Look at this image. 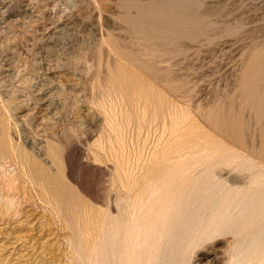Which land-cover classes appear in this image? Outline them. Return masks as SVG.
Masks as SVG:
<instances>
[{
  "label": "rangeland",
  "instance_id": "374dc122",
  "mask_svg": "<svg viewBox=\"0 0 264 264\" xmlns=\"http://www.w3.org/2000/svg\"><path fill=\"white\" fill-rule=\"evenodd\" d=\"M263 49L264 0H0V121L11 122L7 134L18 154L6 150L0 131L7 157L1 163L19 171L16 156L28 149L53 165L51 149L58 147L64 170L45 165L46 174L57 176L48 187L56 196L50 202L32 184L26 190L21 182L13 189L0 185V264H77L82 233L72 197L95 209L115 206L113 153L122 145L132 165L140 155L147 160L169 132V122L138 124V107L153 94L189 109L191 150L204 142L219 145L218 158L213 149L202 150L188 185L209 176L211 185L226 190L258 186L264 172V120L258 123L256 115L259 106L264 110ZM232 239L218 235L195 247L190 263L228 264Z\"/></svg>",
  "mask_w": 264,
  "mask_h": 264
},
{
  "label": "bare ground",
  "instance_id": "6f19581e",
  "mask_svg": "<svg viewBox=\"0 0 264 264\" xmlns=\"http://www.w3.org/2000/svg\"><path fill=\"white\" fill-rule=\"evenodd\" d=\"M253 53L251 54L254 55ZM120 81L127 82L126 78ZM252 87L253 83L249 82L247 90L250 91ZM262 99L264 101V96ZM9 108L11 107L9 106ZM189 113L188 108L186 110L178 109L170 102L164 101L162 95L155 94L147 98L144 104L138 107L136 118L139 126L145 124H167L169 122V132H164L158 138L157 144L149 153L147 160H143L140 155L135 159L134 162L136 163L132 165L128 161V155H126L125 148L122 145L119 151L116 150L113 153L112 156H114L116 161V167L113 164V169L117 171V179L114 180L112 186L113 195L111 199L112 202H115V206H110L108 210H105V207L104 210L103 208L95 209L92 203L84 200L78 194L77 199L73 195L71 202L77 206V226L80 233H82L81 240L77 242V264H191L189 255L195 247L223 234L232 235L233 237L228 264H264V172L257 179L258 186L247 190H226L223 188L224 186H213L208 180L209 176H207L208 179H203L197 186L188 185L187 181H189L191 172L201 161L199 155L202 150L211 148L213 149L212 157L216 158L215 154H218L217 158L220 156V153L215 151V148L219 146L217 143L209 144V147H207L204 142L203 146L191 150V139L186 136ZM256 115L257 122L262 123L264 110L260 106L256 109ZM129 121L131 122V120ZM9 122L7 120L0 121V131L4 135L3 144L8 148L6 150H10L12 155L15 156L17 149L13 139L7 134ZM215 127H217V124ZM113 128L119 134L118 137H120L121 124L115 122ZM246 128L248 130V127ZM132 132L134 133L135 131L133 130ZM101 135L99 136L101 137ZM132 137L134 138V136ZM98 140L96 142H99ZM154 142L156 141L154 140ZM140 147L144 146L139 145ZM27 150L21 151L19 157L16 156L20 165L18 167L19 171L15 167L10 170L4 169L6 166L1 163V158L5 161L7 157L3 152H0V185L12 188L18 182H21L26 190L28 185L32 184L37 187V192L41 198H49L50 202V197L56 198V196L50 194L48 187L57 179V176L55 174H46L47 168L45 165H49L51 168L56 164L58 172L63 174V163L62 159L59 158L58 147L51 149L53 165L46 160L47 158L31 155ZM190 152L192 157L189 158L186 155ZM260 154L259 156H261ZM131 155L133 157V153ZM107 156L109 157L108 154ZM135 170L138 173L134 174ZM2 189L4 190V188ZM13 200L15 202V198ZM9 205L6 206L8 207ZM57 219L59 218L57 217ZM82 221L86 224L84 228L80 227Z\"/></svg>",
  "mask_w": 264,
  "mask_h": 264
}]
</instances>
